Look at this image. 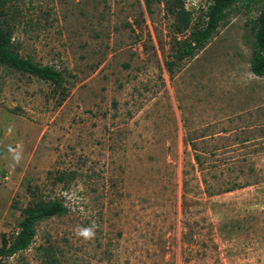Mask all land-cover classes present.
Instances as JSON below:
<instances>
[{
	"label": "rangeland",
	"instance_id": "1",
	"mask_svg": "<svg viewBox=\"0 0 264 264\" xmlns=\"http://www.w3.org/2000/svg\"><path fill=\"white\" fill-rule=\"evenodd\" d=\"M167 1L6 0L14 51L67 92L57 104L50 83L0 71V238L37 201L66 208L8 264H264V77L249 69L264 0L230 7L171 74L189 30ZM181 2L204 22L210 0ZM186 135L211 151L213 189L241 171L249 185L208 194Z\"/></svg>",
	"mask_w": 264,
	"mask_h": 264
},
{
	"label": "trees",
	"instance_id": "2",
	"mask_svg": "<svg viewBox=\"0 0 264 264\" xmlns=\"http://www.w3.org/2000/svg\"><path fill=\"white\" fill-rule=\"evenodd\" d=\"M240 0H210L203 17L204 22L198 23L197 27L190 28V13L184 11L181 0H168L166 2L169 12L177 15L179 22L176 26L177 33L189 30L186 38L173 41L171 58L165 63L166 71L171 74L173 68L179 66L184 60L193 57L201 50L208 39L218 28L225 16L226 11ZM6 0H0V71L10 74L28 75L50 83L59 90L60 97L57 104L63 101L67 92L64 87L65 74L48 65H41L29 58L19 55L12 46V33L6 22L2 20L1 10ZM250 72L258 77H264V8L259 12L255 21L254 46L249 61ZM183 143L189 146L192 153L193 169L200 173V181L208 194H219L234 191L249 185L246 175L241 171L233 179H226L220 187L213 189L209 179H220L211 174V151L207 152L201 148L202 140L186 135ZM186 173H184L185 175ZM208 174L210 175L208 177ZM222 179V178H221ZM32 195V190H29ZM66 208L58 200L37 201L33 205L21 210V222L19 230L11 238L1 236L0 238V264H8L7 260L20 252L26 251L36 236V225L43 220L63 216Z\"/></svg>",
	"mask_w": 264,
	"mask_h": 264
},
{
	"label": "clouds",
	"instance_id": "3",
	"mask_svg": "<svg viewBox=\"0 0 264 264\" xmlns=\"http://www.w3.org/2000/svg\"><path fill=\"white\" fill-rule=\"evenodd\" d=\"M78 236H82L85 239H91L94 237V226H90L87 228H78L77 233Z\"/></svg>",
	"mask_w": 264,
	"mask_h": 264
}]
</instances>
